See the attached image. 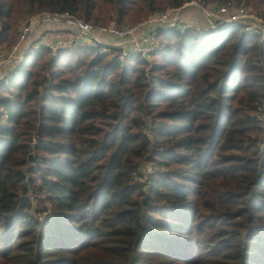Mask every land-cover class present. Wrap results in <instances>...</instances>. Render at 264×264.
<instances>
[{"label":"trees","instance_id":"obj_1","mask_svg":"<svg viewBox=\"0 0 264 264\" xmlns=\"http://www.w3.org/2000/svg\"><path fill=\"white\" fill-rule=\"evenodd\" d=\"M189 1L0 0V52L37 14L126 26ZM157 31L149 60L32 49L0 85V264H264V42Z\"/></svg>","mask_w":264,"mask_h":264},{"label":"built area","instance_id":"obj_2","mask_svg":"<svg viewBox=\"0 0 264 264\" xmlns=\"http://www.w3.org/2000/svg\"><path fill=\"white\" fill-rule=\"evenodd\" d=\"M188 9L200 12L204 18V25L182 23V15ZM54 24L65 25L69 31L62 32L63 37L57 39L43 37L37 40L41 28ZM233 25L243 26L245 33L260 36L264 42V19L251 8L236 2L205 6L203 0H190L182 8L155 14L146 23L136 27H122L117 24L106 27L93 26L68 14L41 13L32 16L23 25L17 44L0 60V85L25 60L32 49L47 48L53 52L54 57H58L62 50L82 46H101L104 49H116L118 58L122 62L136 56H143L149 60L160 49L157 29L185 32L193 28L204 34Z\"/></svg>","mask_w":264,"mask_h":264},{"label":"rangeland","instance_id":"obj_3","mask_svg":"<svg viewBox=\"0 0 264 264\" xmlns=\"http://www.w3.org/2000/svg\"><path fill=\"white\" fill-rule=\"evenodd\" d=\"M237 3V2H236ZM249 8V7H248ZM253 12H255V11H253ZM256 13V12H255ZM257 14V13H256ZM37 15H39V14H37ZM258 15V14H257ZM36 16V15H35ZM31 18V17H30ZM30 18H28L26 21H24L22 24H21V26H20V28H19V32H18V37H17V41H16V43H15V45L17 44V42H18V38H19V34H20V30H21V28L23 27V25L30 19ZM150 19V18H149ZM148 19V20H149ZM147 20V21H148ZM147 21H145V22H143V23H138V24H129V25H126V26H122V27H136V26H138V25H141V24H144V23H146ZM111 24H117V25H119L117 22H115V21H112L109 25H111ZM200 26H202V25H204V24H199ZM93 26H98V25H93ZM45 27V26H44ZM44 27L43 28H41L42 30H44ZM42 32V31H41ZM43 37H45L46 39H57V38H60V37H63V33L62 32H60V33H50V32H42L41 34H39L38 36H37V40L39 39V38H43ZM15 47V46H14ZM13 47V48H14ZM11 52V50H9V51H2V52H0V60L2 59V57L3 56H7L9 53ZM149 170L151 171V169L149 168ZM34 214V213H33ZM35 215V214H34ZM36 216V215H35Z\"/></svg>","mask_w":264,"mask_h":264},{"label":"crops","instance_id":"obj_4","mask_svg":"<svg viewBox=\"0 0 264 264\" xmlns=\"http://www.w3.org/2000/svg\"><path fill=\"white\" fill-rule=\"evenodd\" d=\"M182 23L195 25L204 24V18L202 14L194 9L186 10L182 15Z\"/></svg>","mask_w":264,"mask_h":264}]
</instances>
